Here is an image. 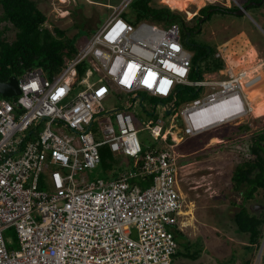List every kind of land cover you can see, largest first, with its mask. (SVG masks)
Listing matches in <instances>:
<instances>
[{
	"label": "built area",
	"instance_id": "obj_1",
	"mask_svg": "<svg viewBox=\"0 0 264 264\" xmlns=\"http://www.w3.org/2000/svg\"><path fill=\"white\" fill-rule=\"evenodd\" d=\"M131 1L110 5L108 19L73 56L64 57L58 73L46 77L41 68H28L16 76L19 94H0V264H174L175 215L179 218L184 208L177 178L180 155L166 141L170 130L163 125L151 132L164 144L144 150L130 113L137 95L105 112L109 90L176 100L180 86L204 87L201 98L179 110L182 132L189 136L214 126L192 123L205 104L224 101L231 112L235 105V118L252 112L246 71L223 65L216 76L191 81L193 54L182 43L178 24L125 20ZM221 52L215 56L225 62ZM95 72L97 80L91 81ZM76 86L83 88L70 97ZM157 104L141 108L151 115ZM162 106L172 113L174 105ZM109 113L111 122L96 129L98 138L93 121L102 122ZM232 120L234 115L222 122ZM102 145L131 156L137 171L90 180L87 170L101 161ZM132 176H149L151 182L144 188L131 185ZM9 228L16 250L4 236Z\"/></svg>",
	"mask_w": 264,
	"mask_h": 264
},
{
	"label": "rangeland",
	"instance_id": "obj_2",
	"mask_svg": "<svg viewBox=\"0 0 264 264\" xmlns=\"http://www.w3.org/2000/svg\"><path fill=\"white\" fill-rule=\"evenodd\" d=\"M35 1L38 8L46 15L44 26L49 29L54 26L63 29L65 35L74 39L78 47L108 19L112 12L110 5L115 6L119 0ZM251 1L253 0H152L149 3L157 8L160 3H164L169 6L170 12L180 13L177 18L170 20L166 13H162L157 16L161 21L156 23L163 26H168L172 22L177 23L181 29V41L193 56L200 45H205L211 50L208 55L197 60L200 78H210L219 74L220 70L210 69L213 61L218 60L213 54L218 49L222 51L223 58L225 57L226 67H231L234 72L246 71L243 82L251 78L250 83L245 86V93L251 100V113L234 117L230 122L213 126L195 136H189L182 132L184 122L179 116V110L194 97L201 98L204 87L199 89L194 87L196 93L190 95L184 86H180L175 96L176 100L171 97L150 98L151 96L143 91L128 94L109 90L103 101L106 112L114 107H121L126 100L132 101L131 99L137 95L136 103L130 113L134 116L137 136L144 150L164 144L162 137H153L152 126L163 125L166 130H170L171 139L168 140L167 137L166 141L170 145L175 144L173 150L180 155L177 178L179 191L184 200L180 217L175 215L178 229L186 235L190 243L199 241L203 246V251L197 259L173 257L174 264H243L247 258L251 260L250 264H264V236L258 250L247 251L245 245L248 243V233H238L232 219L234 213L239 210V205L243 203L242 193L233 190L231 185L233 170L243 159L250 158L246 144L253 133L264 129V0L254 5L250 4ZM205 3L213 7L207 9L210 15L200 23V19L197 20L194 15L199 13H196L197 9ZM237 3L247 7L245 14L232 13L238 9ZM223 7H231V9L225 12ZM234 7L237 9H233ZM210 9L213 11L209 12ZM134 11L136 9L130 4L122 18L132 21L127 15ZM1 12L0 7V15ZM4 25H7V28L3 36L11 41L14 38L15 28L10 23L0 21V30ZM184 27L192 28L190 36L184 37ZM97 77L98 74L95 72L91 81H96ZM198 78L199 74L196 72L188 77L191 81ZM82 88L83 86H76L70 97L75 96ZM151 103H158L157 108L152 110L154 114L147 115L142 109L149 107ZM162 104L170 107L174 105L172 113H166ZM102 116L103 113L97 117L100 119ZM161 121L164 124H161ZM104 122H111L110 113L102 122L93 121L92 131L98 138H101V134L96 129ZM221 122L220 119L210 121L211 125ZM171 133L175 137H172ZM165 147L168 148V145L166 144ZM103 155L102 160L94 168L87 170L90 180H107L109 170L124 171L133 160L131 156L107 150ZM245 206L264 217V189L258 190L254 198L246 202ZM4 236L11 249H18L13 228L6 229ZM178 248L183 250V247ZM191 249H194V246Z\"/></svg>",
	"mask_w": 264,
	"mask_h": 264
},
{
	"label": "trees",
	"instance_id": "obj_3",
	"mask_svg": "<svg viewBox=\"0 0 264 264\" xmlns=\"http://www.w3.org/2000/svg\"><path fill=\"white\" fill-rule=\"evenodd\" d=\"M151 1L132 0L130 4L136 9L133 12L135 15L132 13L129 16L127 15V18L131 19V22L142 19L159 22L161 20L157 16L162 13H166L169 20L180 15L178 12H170L169 7L166 5L158 6L159 8L149 5ZM0 7L2 9L0 21L10 23L15 28L14 38L11 41L3 36L7 25H4V28L0 30V81H7L12 75L20 76L26 69L31 67H39L46 77H52L62 69L64 57H71L76 53L77 46L74 39L67 37L63 29L55 26L49 29L44 26L46 15L38 8L35 0H0ZM211 7L213 6L207 5L201 8L198 11L199 15L196 14L195 18L197 20L201 19L206 14L207 9ZM222 9L227 12L231 7H223ZM233 9H237V7ZM208 14L210 15V13ZM191 30L192 28L184 27V37L187 36V32H192ZM210 52L211 50L205 45L199 46V50L192 56L190 74L196 72L199 74L198 79H201L197 60ZM215 53H213L214 56ZM215 58H218V60L213 61V66L210 67L213 71L222 69L224 65L221 57L215 56ZM85 67L86 62L84 61L78 66L79 74L83 73ZM184 87L190 92V95H195L196 88L194 86ZM179 90L175 91V96ZM175 99L177 98L175 97ZM170 139L171 137L168 136V140ZM246 147L250 158L243 159V161L236 164L231 176L233 190L236 189L243 195V203L239 205V210L234 213L232 219L238 233H248V243L245 248L247 251L252 250L254 252L258 250L264 236V217L259 216L254 210H249L245 203L253 199L258 190L264 189V129L253 133ZM105 150L110 152L107 145L100 146L101 160ZM131 170L137 171L135 167H132V164L131 167H127L126 172L130 173ZM119 174L120 171L118 170H109L108 179L117 178ZM148 182H151L149 176L145 178L137 176L129 180L131 185L137 184L140 186L142 184L141 188L147 186ZM174 234L178 247H183V250L177 249L174 255L175 258L180 256L195 260L200 256L203 246L199 241L190 243L186 235L176 225H174ZM192 246H194V249H191ZM250 261L247 258L243 264H250Z\"/></svg>",
	"mask_w": 264,
	"mask_h": 264
},
{
	"label": "bare ground",
	"instance_id": "obj_4",
	"mask_svg": "<svg viewBox=\"0 0 264 264\" xmlns=\"http://www.w3.org/2000/svg\"><path fill=\"white\" fill-rule=\"evenodd\" d=\"M203 114H204V116H203ZM233 115H234V117H236L238 115V111L236 110V107H234V112H231L229 110V106L226 102L216 101V102H211L209 104H205V105L197 108L195 113H194L192 123L198 128H203L207 125L210 126L212 123V122L210 123L211 120H214V119L219 120L220 119V121H223V120L229 119L230 117H233ZM213 117H215V118L213 119ZM207 118H209L211 120H208ZM202 120L204 121L203 123L201 122ZM203 124H207V125L202 126ZM155 130L157 131V129H155Z\"/></svg>",
	"mask_w": 264,
	"mask_h": 264
},
{
	"label": "water",
	"instance_id": "obj_5",
	"mask_svg": "<svg viewBox=\"0 0 264 264\" xmlns=\"http://www.w3.org/2000/svg\"><path fill=\"white\" fill-rule=\"evenodd\" d=\"M250 4L252 5L259 4V2L251 1ZM246 8H247L246 6L238 7V9L233 11L232 13L236 15L245 14ZM212 10L213 9H210L209 12H211ZM206 17L207 15L203 16L202 19L199 20V22L201 23L202 20L205 19ZM186 35H187L186 37H188L190 35V32H187ZM19 92L20 91L17 85V78L15 75L10 76L7 81H0V94L2 96H13L19 94Z\"/></svg>",
	"mask_w": 264,
	"mask_h": 264
},
{
	"label": "clouds",
	"instance_id": "obj_6",
	"mask_svg": "<svg viewBox=\"0 0 264 264\" xmlns=\"http://www.w3.org/2000/svg\"><path fill=\"white\" fill-rule=\"evenodd\" d=\"M237 4H238V7H242L239 3H237ZM159 5H160V6H162V5H166V6H168L167 4H164V3H163V4L160 3ZM207 5H210V4H206V3H205L203 6H201V8L206 7ZM168 7H169V6H168ZM170 8H171V7H170ZM201 8L197 9L196 13H198V11H199ZM219 8H220V7H219ZM171 9H172V8H171ZM172 10H173V9H172ZM177 11H178V10H177ZM212 11H213V10H212ZM212 11H211V12H212ZM245 11H246V9H245ZM179 12H180V11H179ZM196 13H195V14H196ZM205 15H207V17H208L209 14H205ZM194 16H195V15H194ZM203 16H204V15H203ZM201 18H202V17H201ZM180 31H181V29H180ZM222 123H224V122H221V124H222ZM219 124H220V123H219ZM213 125L215 126V125H218V124H213ZM212 127H213V126H212ZM168 136H170V134H169ZM170 137H171V136H170Z\"/></svg>",
	"mask_w": 264,
	"mask_h": 264
},
{
	"label": "crops",
	"instance_id": "obj_7",
	"mask_svg": "<svg viewBox=\"0 0 264 264\" xmlns=\"http://www.w3.org/2000/svg\"><path fill=\"white\" fill-rule=\"evenodd\" d=\"M172 98V97H171ZM170 111H169V109L166 111V113H169ZM156 132V131H155ZM175 137V136H174ZM181 138H179V140H180ZM129 167H131V163L128 165ZM127 166V167H128ZM126 170H127V168H125V170L124 171H120V174L121 173H127V175H130L128 172H126ZM132 172H134L135 173V171L134 170H131L130 171V173H132ZM133 174V173H132ZM133 177H136V176H132L131 178H133ZM131 178H129V180L131 179ZM135 180V179H134ZM149 183V182H148ZM142 186V184H140V186L139 187H141ZM146 187V186H145Z\"/></svg>",
	"mask_w": 264,
	"mask_h": 264
},
{
	"label": "flooded vegetation",
	"instance_id": "obj_8",
	"mask_svg": "<svg viewBox=\"0 0 264 264\" xmlns=\"http://www.w3.org/2000/svg\"><path fill=\"white\" fill-rule=\"evenodd\" d=\"M254 1V0H253ZM256 2H259V1H256ZM228 12V11H227Z\"/></svg>",
	"mask_w": 264,
	"mask_h": 264
}]
</instances>
